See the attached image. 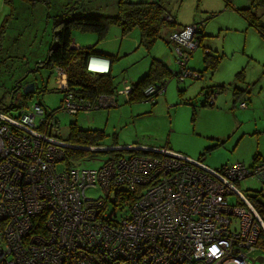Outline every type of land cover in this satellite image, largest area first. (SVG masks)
<instances>
[{
  "label": "built area",
  "instance_id": "obj_1",
  "mask_svg": "<svg viewBox=\"0 0 264 264\" xmlns=\"http://www.w3.org/2000/svg\"><path fill=\"white\" fill-rule=\"evenodd\" d=\"M200 25L168 33L181 64L176 80L199 76L181 57L197 47ZM55 66L67 75L68 65ZM85 68L106 72L109 59L89 55ZM163 87L164 81L150 82L142 95L153 100ZM129 91L124 83L89 100L66 86L54 110L25 100L0 109V264H251L261 255L252 253L264 249L258 241L264 221L250 196L264 189L246 196L235 184L256 176L264 187V159L211 168L166 146L103 145L88 148L151 153L110 154L97 166L75 158L65 163L70 144L58 138L55 111L88 113ZM95 187L101 195L87 197L84 190ZM125 192L134 198L126 200Z\"/></svg>",
  "mask_w": 264,
  "mask_h": 264
},
{
  "label": "rangeland",
  "instance_id": "obj_2",
  "mask_svg": "<svg viewBox=\"0 0 264 264\" xmlns=\"http://www.w3.org/2000/svg\"><path fill=\"white\" fill-rule=\"evenodd\" d=\"M118 1L36 0L34 4H26L20 0H9V3L0 0L3 30L0 32V100L8 104L13 86L20 90L32 81L33 89L23 100L28 106L38 101L45 110H54L66 87L65 73L55 65L36 67L52 43L53 22L68 18L72 11L80 16H114L118 14ZM250 1L172 2L178 25L202 21L204 29L201 45L185 49L181 57L187 68H194L199 76L185 75L181 80L173 75L181 69V64L174 53L173 42L167 40L170 31L165 28H161L160 35L146 47L138 42L137 28L121 33L120 26L110 24L97 40L95 32L72 27L69 36L75 46L94 45L110 54L109 72L115 89L144 73L152 59L162 61L169 74L161 78L164 87L153 100L128 102L122 94H117L115 105L94 108L88 113L68 114L57 109L58 138L67 140L68 122L75 120L81 127L101 130L103 136L98 142L102 146L110 143L165 145L212 168L234 160L249 165L254 156L264 159V40L247 27L236 12L249 6ZM256 14L264 21V12L258 10ZM202 47L207 48L208 53H204ZM204 55L209 61L213 60V66L206 65ZM239 71L241 73L237 74ZM234 87L244 88L238 92L237 99L232 93ZM206 88L218 90L213 104L203 102ZM240 97L246 101L245 108L235 106ZM8 113L13 115L11 111ZM216 141H220L218 145H214ZM206 146L211 148L204 152ZM200 152L204 155L199 156ZM110 154L109 151L87 150L77 154L75 159L97 166ZM90 158L93 159L88 161ZM235 186L246 196L254 189H264L256 176H247ZM84 192L90 198L101 195L97 187L86 188ZM255 254L263 255L264 264V249L252 253Z\"/></svg>",
  "mask_w": 264,
  "mask_h": 264
},
{
  "label": "trees",
  "instance_id": "obj_3",
  "mask_svg": "<svg viewBox=\"0 0 264 264\" xmlns=\"http://www.w3.org/2000/svg\"><path fill=\"white\" fill-rule=\"evenodd\" d=\"M6 1L9 3V0ZM20 1L26 4H34L36 0ZM169 2L170 0H142L137 2H123L122 0H119L117 4L118 14L114 16H80L75 15L72 11L71 16H69L68 18H61L53 22L52 43L47 47L45 56L40 62L41 64H37L36 67L40 65L47 67H51L53 65H68V68L66 70V86L77 96H82L84 98L92 100L99 93H113L115 91V84L113 83L112 76L109 72L110 68H108L106 72H92L86 70L85 68V60L89 55L108 57L109 62H111L110 54L97 49L96 47H94V45L85 46L82 48L70 47L69 45L71 43V40L69 32L71 28L77 27L82 30L95 32L97 40H99L103 36L104 32L110 24H116L120 26L121 33L128 32L132 28H137L139 32L138 42L142 43L146 47H149L152 41L160 35L159 32L161 28H165L170 32H173L172 30L176 32L186 26L183 25L178 27L174 16L175 14L174 12L170 11L171 7L168 5ZM258 10L264 12V0H251L249 6L238 9V12L248 22L249 25L256 28L257 31H259L264 36V21H262L261 18H259L258 14H256ZM1 27L2 26H0V32H3ZM202 28L203 25L197 26L195 32L193 33V37L197 42V47L200 46L199 40L203 35ZM168 41L166 42L168 43ZM203 48L205 47H202V51L206 53ZM203 57L206 65H214L212 63V59L211 61H209L205 55ZM238 73H241V71H239ZM168 74L169 73L166 69V66L162 61L158 59H152L148 69L130 82V91L125 101L132 102L144 99L142 95V89L144 88V86L150 82H161V78ZM242 89L244 90V88L234 87V89L232 90V93L236 99L238 98V94L236 91L239 92ZM17 90V86H13L11 88L10 101L8 104H5L2 100H0L1 110L6 111L9 107L18 106L22 102L24 97L29 96L31 92L30 91L27 94H21L18 93ZM214 92L216 96L218 90H214L211 88L207 90L204 94L203 102L207 104H213L215 96L212 102H208V100H206V97ZM14 96H16L17 98L13 99ZM239 101L244 100L238 99L235 106L241 108L237 105ZM102 136V131L97 128L81 127L76 123L75 120L68 122V138L64 141L69 143L70 146L65 147V163L68 164L71 159L76 157L77 154H83L87 150L99 151L98 149H89L88 147L102 146V144L98 142L102 138ZM219 142L220 141H216L214 145H218ZM210 148V146H206V151L204 152L209 151ZM124 150L127 149H106L100 151H109L111 152V154H118ZM131 151L151 153L150 149ZM252 159H258V157L254 156ZM124 196L126 200L130 201L134 198L135 195L134 192H125ZM250 201L264 221V195L260 194L259 192L253 194L250 196ZM258 241L260 244H262V246H264L263 234L259 236Z\"/></svg>",
  "mask_w": 264,
  "mask_h": 264
},
{
  "label": "crops",
  "instance_id": "obj_4",
  "mask_svg": "<svg viewBox=\"0 0 264 264\" xmlns=\"http://www.w3.org/2000/svg\"><path fill=\"white\" fill-rule=\"evenodd\" d=\"M180 2L181 0H170V2H169V6L171 7L170 8V11H172V12H174V6H173V4H172V2H174V3H177V2ZM173 8V9H172ZM236 12L238 13V15L243 19V21L245 22V24H246V26L247 27H250V28H252L255 32H257L258 33V35L264 40V36L259 32V31H257V29L256 28H254L253 26H251V25H249L248 24V22L241 16V14L238 12V9L236 10ZM174 14H175V12H174ZM175 16V15H174ZM178 27H180V25H178ZM203 31V35H204V29L202 30ZM200 43H201V37H200ZM201 45V44H200ZM203 60H204V57H203ZM110 63V62H109ZM239 74V73H238ZM237 75V74H236ZM132 81V80H131ZM210 88H206L205 89V91H204V94H205V92L207 91V90H209ZM237 92V94H238V96H240V93H238V91H236ZM240 99H243L242 97H240ZM244 100V99H243ZM245 101V100H244ZM245 103H246V101H245ZM247 105V104H246ZM246 107V106H245ZM245 107H241V108H245ZM248 111V110H247ZM215 138H217V139H221L222 138V136H216ZM222 139H224V138H222ZM111 145H123V146H126L125 144H115V143H110ZM134 144H139V145H143V146H147L146 144H142V143H134ZM165 146V145H164ZM147 147H159V146H156V145H150V146H147ZM173 150V149H172ZM203 150V149H202ZM173 151H175V150H173ZM177 152V151H176ZM179 152V151H178ZM180 153V152H179ZM182 154V153H181ZM184 154V153H183ZM185 155V154H184ZM200 155H204L202 152H200L199 153V156ZM187 156V155H186ZM189 157V156H188ZM253 160V159H252ZM252 160L250 161V163L252 162ZM256 160V159H255ZM234 161H238V160H234ZM240 162H242V161H240ZM202 163V162H201ZM202 164H204V163H202ZM205 166H207V167H210V166H208V165H206V164H204ZM218 165H222V163H220V164H218ZM212 168V167H211ZM216 168V167H215Z\"/></svg>",
  "mask_w": 264,
  "mask_h": 264
},
{
  "label": "water",
  "instance_id": "obj_5",
  "mask_svg": "<svg viewBox=\"0 0 264 264\" xmlns=\"http://www.w3.org/2000/svg\"><path fill=\"white\" fill-rule=\"evenodd\" d=\"M33 82L30 81V82H27L25 83L21 89L19 90L18 88V93H21V94H27L28 92H30L32 89H33ZM18 87V86H17ZM17 97L14 96L13 99H16ZM82 147V146H81ZM251 261H257L259 264H262V256L261 255H257L255 256L254 258L251 259Z\"/></svg>",
  "mask_w": 264,
  "mask_h": 264
}]
</instances>
